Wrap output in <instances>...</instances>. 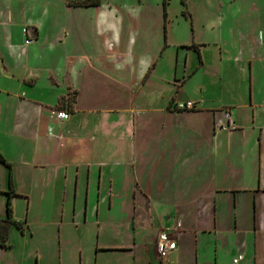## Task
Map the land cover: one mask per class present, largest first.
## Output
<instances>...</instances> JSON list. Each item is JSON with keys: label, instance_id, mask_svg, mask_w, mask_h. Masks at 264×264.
<instances>
[{"label": "crops", "instance_id": "crops-1", "mask_svg": "<svg viewBox=\"0 0 264 264\" xmlns=\"http://www.w3.org/2000/svg\"><path fill=\"white\" fill-rule=\"evenodd\" d=\"M106 1L92 7L94 18L82 40L49 9L45 21L34 17L40 12L28 0H13L0 10V153L10 164L0 161V220L7 216L11 175L17 222L9 247H0V264H234L243 255L241 264L247 249L231 251L226 261L220 250L226 238L249 246L244 264H264V252L258 251L264 245V12H252L246 27L241 9L220 12L218 22L208 23L214 38L185 49V64L191 48L199 58L189 77L204 70L209 58L217 61L221 85L230 86L217 96L218 104L156 92L167 28L157 53L137 48L139 13ZM231 19L234 25H226ZM237 76L246 80L244 88L235 87ZM41 82L45 94L34 90ZM185 82L184 77L180 85ZM27 84L30 90L23 89ZM69 91L72 106L63 102ZM141 98L149 106L138 105ZM178 101H193L196 108L177 110ZM60 106L69 109L66 121L55 117ZM149 114L152 121L145 118ZM225 136L243 144L237 159L246 165L230 188L209 171L211 146L203 145L213 141L224 147ZM174 160L177 167L168 164ZM193 160H198L194 173ZM182 165L190 176L181 172ZM178 177L184 178L180 185L172 180ZM172 181L177 185H168ZM245 193L252 200L249 208ZM35 204H46L49 211L38 218L31 211ZM116 204L125 214L117 220L126 224L124 244L108 237ZM66 208L77 225L92 219L103 244L97 240L85 253L75 245L68 250L62 228ZM163 232L177 247L161 259L153 249ZM202 237L210 239L199 249Z\"/></svg>", "mask_w": 264, "mask_h": 264}, {"label": "rangeland", "instance_id": "rangeland-1", "mask_svg": "<svg viewBox=\"0 0 264 264\" xmlns=\"http://www.w3.org/2000/svg\"><path fill=\"white\" fill-rule=\"evenodd\" d=\"M28 1L31 3V5L33 3V5L37 6L38 8H36V10L38 9L40 12L38 13L39 15H34V17L36 16V18H39L40 20H42V22L45 21L47 9H49L50 13L52 12L54 16L60 19L62 24L64 23V25L70 26L72 30L71 34H76V36L81 40L83 38H87V30L90 29L91 22L93 21L95 14V10L92 7H68L65 5L64 0ZM12 2L13 0H0V10L5 11V9L11 6ZM106 3L113 7H116L120 11L125 10V12L127 11L139 13L140 18H138L136 21V25H138V29L140 30L137 48L141 46L147 52H150L152 54L157 53L160 45L164 41L163 29L164 27L167 28V53L162 58V61H159L156 71L157 78L160 81V87L158 86L159 84H156L155 86L154 90L156 92H158V90L162 93L165 91H168V93L171 92L178 100H191L193 97L198 96L199 98H202L204 100H213L218 104L221 103V100H219L217 96L222 93V90H224V88L230 90V86L226 83L225 86L221 85L222 80L221 76L218 75L217 61L209 58V63L206 64L204 70H200L194 76L192 75L191 77H189L192 72L191 66L194 65L195 67V65L199 62V58L194 49L191 48L187 51V53L189 54L187 63L185 64V49L188 45L204 42L206 38H214L213 34H210L207 31L208 23L210 22V20L218 22V15L220 12H225L226 14L227 12H231L233 8L241 9L242 27L248 26V22L250 21L252 12H264V0H107ZM164 6L166 12H164ZM36 10L34 12H36ZM232 23L234 25V21H232L231 19V21H228L226 25H232ZM220 31L221 30H219V32ZM16 41L18 43H21L18 35L16 36ZM177 46L180 47L179 61H177L176 58ZM211 53L213 54L212 51ZM174 76L176 77V79L174 78ZM184 77L186 79V82L183 86H181L180 83L183 81ZM160 78L163 79V81L160 80ZM233 82H236V88L237 86H240V88H244V82H246V80H244L243 82L242 79L237 76L236 79L233 80ZM175 84L177 86L180 85V87L175 86ZM23 89L30 90L31 86L27 84ZM34 90L39 93H44L46 90V85L41 82ZM74 99L75 97L73 92L69 91V93L63 97V102H69L72 106V102ZM160 99L163 100V98L161 97ZM142 100V98L139 99L140 102L138 103V105L149 106V103H147V99L145 103H143ZM217 103L212 104L217 106ZM161 104L162 102L157 103V105ZM61 107L62 106H60L59 108ZM174 107L176 108V106ZM145 118L147 120H153V117L150 114ZM224 118L226 117L224 116ZM186 121L191 122V119L188 118ZM204 121L208 124L210 123L209 119L207 118H204ZM224 138L226 140L224 147H218L217 142L213 141H211V144L204 143L203 145L207 148L211 146L210 152H212V158L209 160V171H214V173L216 174V179L219 182L223 181L224 184L228 185V187L230 188L237 185L236 182L238 180L240 181L241 172L243 171L242 169L246 165L244 161L237 159V156L239 155L243 144L238 140L236 142H230L227 136H225ZM192 148L194 152L198 151L196 146H189L188 150H192ZM184 152L186 153V151ZM197 161L193 160V173L196 170L195 164L197 163ZM174 162L175 160L172 162H168V164L172 163L174 164V166H176V162ZM162 166L164 167L165 163H162ZM176 167H173V169ZM186 168L187 167L184 165L180 166L181 172ZM181 172L179 173L180 175L182 174ZM186 172L190 176L189 168L186 169ZM182 178L178 177L176 179L173 178L172 180H178V185H180V182L181 184L183 183L184 178ZM188 179L190 181L191 177H188ZM172 182H169L168 185H177L176 183H174V181ZM245 194H247V197L245 198L246 203L244 204H247L246 207L249 208L253 206L252 200L249 195L250 193ZM224 210H228V208L226 207ZM31 211L32 214H36L38 218H42V213H47L49 211V208L46 204H44V206L35 204ZM71 211V209L66 208V213L64 216L65 224L62 227L67 249H72V246L74 245L75 250L76 248H78V246H80V250L83 253L94 249L96 241L99 240L101 236L96 231L98 229V226L91 223V221H93L92 219L83 226L73 223L71 220ZM123 212L124 211H122L119 205L116 204V206L111 209L109 216L114 219L115 226L113 227L109 225L107 227L109 233H111L110 235H108V237L113 235L112 238L119 240L121 244L125 243L124 235L128 233L125 227L126 224L122 225V223L118 222L125 216ZM250 233L251 232H249V234ZM208 239L210 238H199L197 241V247L200 249L202 247V244H205ZM193 240L194 239H192V241ZM232 241V238H226L225 241H222V246H220V250H222L224 255H226L225 260L228 261L229 258H231V251H236L237 249L244 251L246 248V260L241 262V264H244L250 259L251 256L248 252L249 246L247 248L244 245H240L238 242L232 243ZM248 243L250 245L251 241L249 240ZM99 244H103V242H100L99 240ZM193 245L194 247H196L195 243H193ZM153 250L159 257L157 246ZM258 251L264 252V245H260ZM16 252L19 255L17 259L21 260V255L23 253L22 249L17 250ZM10 258L12 257L9 256L8 259ZM4 262L5 264H12L11 262H8V260H5Z\"/></svg>", "mask_w": 264, "mask_h": 264}, {"label": "trees", "instance_id": "trees-1", "mask_svg": "<svg viewBox=\"0 0 264 264\" xmlns=\"http://www.w3.org/2000/svg\"><path fill=\"white\" fill-rule=\"evenodd\" d=\"M106 0H67V3L71 7H96L100 6ZM164 12L165 6H164ZM198 49V48H197ZM0 161L4 162L8 167L10 164L0 153ZM10 189L8 192V201H7V216L5 219L0 220V247H9V232L13 224L17 222L13 219V209H12V196L15 195L12 183V176L10 175Z\"/></svg>", "mask_w": 264, "mask_h": 264}, {"label": "built area", "instance_id": "built-area-1", "mask_svg": "<svg viewBox=\"0 0 264 264\" xmlns=\"http://www.w3.org/2000/svg\"><path fill=\"white\" fill-rule=\"evenodd\" d=\"M32 40L30 38L26 39V43H31ZM175 106L177 110H189V109H195L196 103L193 101H178L175 102ZM55 117L60 121H66L70 118V112L67 107H62L57 110H55ZM177 247V242L174 239H171L169 235L165 232L161 233L158 243H157V250L160 258H164L168 252L175 250ZM243 258V255H239L236 258H234L233 262L234 264H237L240 262Z\"/></svg>", "mask_w": 264, "mask_h": 264}]
</instances>
